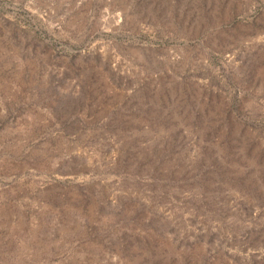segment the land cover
Returning a JSON list of instances; mask_svg holds the SVG:
<instances>
[{
  "label": "rangeland",
  "instance_id": "rangeland-1",
  "mask_svg": "<svg viewBox=\"0 0 264 264\" xmlns=\"http://www.w3.org/2000/svg\"><path fill=\"white\" fill-rule=\"evenodd\" d=\"M0 264H264V0H0Z\"/></svg>",
  "mask_w": 264,
  "mask_h": 264
}]
</instances>
